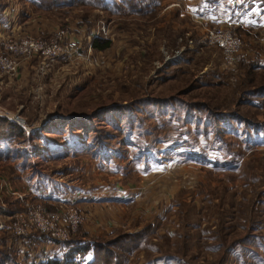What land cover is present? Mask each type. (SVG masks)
Masks as SVG:
<instances>
[{"label":"rangeland","instance_id":"rangeland-1","mask_svg":"<svg viewBox=\"0 0 264 264\" xmlns=\"http://www.w3.org/2000/svg\"><path fill=\"white\" fill-rule=\"evenodd\" d=\"M148 1L137 14L121 0H0L14 36L73 31L81 43L74 61L0 77V107L25 124L0 118V220L28 229L0 231V264H42L56 246L31 236L64 241L42 227L59 232L72 213L81 223L65 241L142 234L125 264H264V25L200 24L224 0ZM221 31L240 39L234 52L210 36ZM104 184L111 205L43 202Z\"/></svg>","mask_w":264,"mask_h":264},{"label":"built area","instance_id":"built-area-1","mask_svg":"<svg viewBox=\"0 0 264 264\" xmlns=\"http://www.w3.org/2000/svg\"><path fill=\"white\" fill-rule=\"evenodd\" d=\"M199 21L207 23L205 20ZM0 29L5 30L3 33L9 34V36H0V77L17 78L21 75L24 64L33 59L42 60L45 65L46 63H55L59 60L70 62L79 57L77 51L81 48V43L77 34L73 33V31L72 33L57 31L48 38L27 34L14 36L11 31L14 28H11V24L6 16L0 18ZM210 36L216 38L218 45L228 53L234 52L240 44V39L228 36L227 33L222 31L219 33L211 32ZM8 114L0 107V118L9 119L21 127L25 126L21 121L22 119ZM80 223L81 216L77 213H72L68 219L66 228H60L59 232H57L54 225L44 226L42 227V233H56L55 235H58L59 239L63 238L65 241L70 232L75 231ZM27 230V226L26 228H18L16 224L11 225L10 222L7 223L0 220V231L2 232L17 231L18 235L24 237L27 234ZM25 241L23 239V242Z\"/></svg>","mask_w":264,"mask_h":264},{"label":"trees","instance_id":"trees-1","mask_svg":"<svg viewBox=\"0 0 264 264\" xmlns=\"http://www.w3.org/2000/svg\"><path fill=\"white\" fill-rule=\"evenodd\" d=\"M101 1L104 4L105 0H94ZM122 2L128 5V9L121 7L119 3L115 2L114 5L121 8L130 10L133 13L140 14L142 12L149 13L153 11L151 2L148 0H121ZM84 0H39V8L45 11H53L54 9H60L64 7H71L74 5H81ZM111 43L106 41L102 42L100 39H96L93 42V48L97 51H103L110 47ZM6 120L0 119L1 122ZM12 123V122H11ZM13 124V123H12ZM11 124V125H12ZM15 125V124H14ZM12 125L13 129H16ZM35 233L31 236L37 244L38 241L45 243H53L56 247L51 250L55 253V257H51V252L46 254L50 255L48 259H44L42 264H83L84 260L87 258L88 254L92 253V258L86 264H125L128 260V257L138 251L140 246L143 243V235H128L125 237L119 238L117 241L109 243H100V242H90L83 243L79 240H68V241H59L49 236V240H41V236ZM51 237V238H50ZM62 252L63 254H59ZM10 262L9 264H11ZM17 264V263H16Z\"/></svg>","mask_w":264,"mask_h":264},{"label":"crops","instance_id":"crops-1","mask_svg":"<svg viewBox=\"0 0 264 264\" xmlns=\"http://www.w3.org/2000/svg\"><path fill=\"white\" fill-rule=\"evenodd\" d=\"M221 1H215L213 4V7L210 11V18L206 16L201 17V21H211V22H219V24L223 25L224 21H231L234 25H242V24H249L252 25L250 26L251 28L254 27H262L264 25V0H224L221 3V6H219V3ZM223 4L224 8H223ZM221 7V8H220ZM214 8V9H213ZM229 11V13H228ZM219 13H222L220 15L226 16L224 19L222 17L218 16ZM202 15L204 13L201 12ZM209 15V14H208ZM222 19V21L220 20ZM205 22H200V24H203ZM211 24V23H210ZM156 175V172L153 173ZM25 179V178H23ZM75 192L71 193L70 191L67 194H63L62 196H59L58 194L55 193V195L47 196L51 197L48 201H43L47 202L50 205H59V206H71V204H77L78 205H85L87 208H93V207H99V206H104V205H111L112 203H115L114 201L110 200V191L107 185H103L101 188V191L96 192L95 188L92 190L90 188L87 189L86 192L79 190V187H75ZM69 190V189H68ZM92 190V191H90ZM28 194L31 196L32 195L37 196L36 190H27ZM67 191V190H66ZM72 191V190H71ZM43 196V192L39 191ZM48 192V191H47ZM65 192V191H64ZM66 193V192H65ZM71 194H74L72 196ZM134 194V193H133ZM107 195V196H106ZM120 196H116L117 198L121 199ZM129 195V200L131 204H135L137 202V199L135 195ZM38 197V196H37ZM46 197V198H47ZM108 197V198H106ZM122 200H119L118 204H122ZM117 204V205H118ZM123 206V205H122ZM96 209V208H93Z\"/></svg>","mask_w":264,"mask_h":264}]
</instances>
